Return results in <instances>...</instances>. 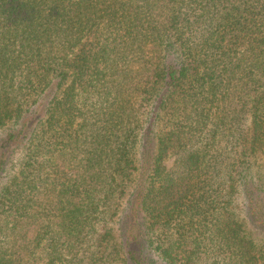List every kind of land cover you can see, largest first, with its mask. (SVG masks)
Segmentation results:
<instances>
[{"label":"trees","instance_id":"obj_1","mask_svg":"<svg viewBox=\"0 0 264 264\" xmlns=\"http://www.w3.org/2000/svg\"><path fill=\"white\" fill-rule=\"evenodd\" d=\"M0 128V264H264V0H0Z\"/></svg>","mask_w":264,"mask_h":264},{"label":"rangeland","instance_id":"obj_2","mask_svg":"<svg viewBox=\"0 0 264 264\" xmlns=\"http://www.w3.org/2000/svg\"><path fill=\"white\" fill-rule=\"evenodd\" d=\"M9 130H10V128H0V163L2 162V156L4 154L3 147H4L8 137L10 135ZM11 146L12 145H10V147ZM18 147H20V146H17L14 149L15 152L13 153L11 158L6 161V163L4 164L3 171H2V173H0V189L4 186V185H2L3 183L7 182L10 177L15 176L18 172L19 164H20V161H19L20 149H18ZM118 225H119V223L117 221V223L112 224V227L117 228ZM249 229H251L253 231L252 227H250ZM255 233H259V232L255 231Z\"/></svg>","mask_w":264,"mask_h":264}]
</instances>
